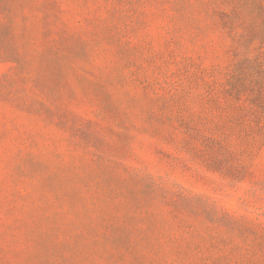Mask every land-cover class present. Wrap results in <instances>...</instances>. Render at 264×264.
<instances>
[{
    "label": "rangeland",
    "instance_id": "374dc122",
    "mask_svg": "<svg viewBox=\"0 0 264 264\" xmlns=\"http://www.w3.org/2000/svg\"><path fill=\"white\" fill-rule=\"evenodd\" d=\"M232 5L0 0L19 53L0 57V264H264L263 121L225 95Z\"/></svg>",
    "mask_w": 264,
    "mask_h": 264
},
{
    "label": "trees",
    "instance_id": "16d2710c",
    "mask_svg": "<svg viewBox=\"0 0 264 264\" xmlns=\"http://www.w3.org/2000/svg\"><path fill=\"white\" fill-rule=\"evenodd\" d=\"M231 1L233 5L230 8L219 10L232 33L231 51L235 56L226 82V99L236 111V120L243 123L250 113L254 114L263 121L261 128L264 132V0ZM4 31L1 27L0 36ZM6 41L3 42L5 45L0 44V57H12L13 61H18L19 53L11 41ZM254 48L258 53L253 55ZM245 102H248V108L244 107ZM245 136L239 135L237 139ZM201 139L208 151L228 153V146L223 140L209 136Z\"/></svg>",
    "mask_w": 264,
    "mask_h": 264
}]
</instances>
